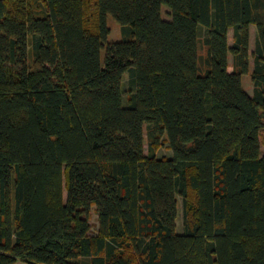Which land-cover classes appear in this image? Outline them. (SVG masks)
<instances>
[{"label": "trees", "instance_id": "16d2710c", "mask_svg": "<svg viewBox=\"0 0 264 264\" xmlns=\"http://www.w3.org/2000/svg\"><path fill=\"white\" fill-rule=\"evenodd\" d=\"M263 147L264 0H0V264H264Z\"/></svg>", "mask_w": 264, "mask_h": 264}, {"label": "rangeland", "instance_id": "374dc122", "mask_svg": "<svg viewBox=\"0 0 264 264\" xmlns=\"http://www.w3.org/2000/svg\"><path fill=\"white\" fill-rule=\"evenodd\" d=\"M170 10L168 7L163 6L162 8V14L163 18L165 20H170L169 16ZM107 25L110 28V36H109V42H119L121 41V28L119 24L113 19V17L108 16L107 17ZM207 30L201 29L200 39H199V65H200V74L204 75L206 73V60L208 56V50L206 45L204 44V38L206 37ZM256 40H257V30L255 26L250 27V53H254L255 47H256ZM228 43L230 46L233 44V30H230L228 33ZM102 59L104 60V53L102 54ZM229 63L230 68L229 71H232V63H233V57H229ZM251 64L253 65V59H251ZM253 66H251V72H252ZM127 77H125V84L127 83ZM243 86L245 90L249 94H253V84L251 81V73L243 76ZM151 129L152 126L147 124L144 128V138H145V151L148 153L149 151V144H150V136H151ZM164 141H162V145L157 150V156L158 157H165L170 158L172 157V151L169 148L168 143L165 141V137L162 138ZM262 152H264V147L262 149ZM179 200V207H178V219H177V229L178 233L182 234L183 227H184V220H185V205L183 203V198L178 197ZM91 224H92V232H96L97 230V215L92 212V218H91ZM23 264V263H20Z\"/></svg>", "mask_w": 264, "mask_h": 264}, {"label": "crops", "instance_id": "0c3cea01", "mask_svg": "<svg viewBox=\"0 0 264 264\" xmlns=\"http://www.w3.org/2000/svg\"><path fill=\"white\" fill-rule=\"evenodd\" d=\"M21 262H18L17 264H20Z\"/></svg>", "mask_w": 264, "mask_h": 264}]
</instances>
